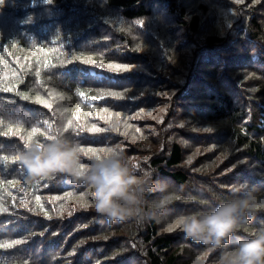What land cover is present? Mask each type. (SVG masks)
Wrapping results in <instances>:
<instances>
[{"label": "trees", "instance_id": "obj_1", "mask_svg": "<svg viewBox=\"0 0 264 264\" xmlns=\"http://www.w3.org/2000/svg\"><path fill=\"white\" fill-rule=\"evenodd\" d=\"M164 93L186 111L187 130L174 132L184 136L165 131L170 115L163 127L148 119ZM59 96L83 163L118 146L178 193L160 223L110 224L62 174L29 182L19 157L63 127ZM139 111L147 118L134 119ZM207 120L211 133H200ZM221 142L231 153L213 159L207 148ZM243 158L254 165L242 178L262 200L226 249L264 228V0H0V264H196L205 245L172 218L214 207L204 191L230 199Z\"/></svg>", "mask_w": 264, "mask_h": 264}, {"label": "clouds", "instance_id": "obj_2", "mask_svg": "<svg viewBox=\"0 0 264 264\" xmlns=\"http://www.w3.org/2000/svg\"><path fill=\"white\" fill-rule=\"evenodd\" d=\"M58 111L59 118L66 122L63 127L54 129L44 140L34 139L26 144V151L19 157L29 182L39 183L62 174L69 183L84 187L81 195L90 197L94 211L108 223H160L169 206L179 198L178 193L170 190L168 184L154 181L151 172L140 170L118 146L108 147L94 155L90 163H83L80 142L64 134L71 123L67 109ZM153 191L159 195L148 200L146 194ZM257 207L260 205L254 201V189L238 186L230 199L210 209L175 215L171 226L178 227L186 238L205 245L196 264L214 251L218 252L214 264H264V228L254 238L240 240L235 248H225Z\"/></svg>", "mask_w": 264, "mask_h": 264}, {"label": "rangeland", "instance_id": "obj_3", "mask_svg": "<svg viewBox=\"0 0 264 264\" xmlns=\"http://www.w3.org/2000/svg\"><path fill=\"white\" fill-rule=\"evenodd\" d=\"M192 3V2H191ZM210 15H211V17H212V19H214L215 17H217L213 12H210L209 13ZM165 26H168V25H165ZM168 28H170V27H168ZM214 29H217V27L216 28H214ZM186 53V55L188 54L187 52H185ZM190 84L192 85V86H197L196 85V82L194 81V80H191L190 81ZM164 87H169V86H167V85H165ZM171 87H169V89H170ZM169 89H166V90H169ZM168 96H167V94L166 93H164V94H162L161 96H160V102L158 101V104H152V106H151V108H150V111H152L153 110V116H151L150 114V116H151V118H148V119H153L156 123H157V125L159 126V127H163L164 126V122H165V120H166V118L170 115V120L169 121H167V123H166V126H165V131H167L168 132V134H170L171 133V136H173V137H181V136H184V135H186L185 133H183L182 132V134L180 135V136H178V135H174V132L175 131H177L178 129H180L181 127L182 128H185V122L184 121H181V120H179V117L180 116H183V115H185L184 113H186V111L183 113V115L181 114V115H177V112H175V109H177V108H175V105H176V101H178V100H175V97H171L170 96V98H167ZM58 101L61 103V104H59V107H58V110H63V109H67V115H68V117L70 118V120H72V116H73V111L72 112H70L69 111V109H70V106H69V102H67V100L65 99V97L64 96H59L58 97ZM160 103H161V105H160ZM62 108V109H61ZM181 112V111H180ZM182 113V112H181ZM138 115H144V119H146L147 117L145 116V114H144V111H139V112H137V114L134 116V119H138L137 118V116ZM57 116H59V111L57 112ZM85 117L86 116H84L83 114H82V116H81V120H84L85 119ZM102 117H103V119L104 118H113L114 116H113V113L110 111V110H105L104 112H103V114H102ZM207 119V118H206ZM60 121H61V123H63V124H65L66 122L65 121H62L61 119H60ZM73 121V120H72ZM195 122H196V120H195ZM202 123L203 122H198L196 125H202ZM184 125V126H183ZM212 129H213V127H212V124H211V122L209 121V120H207V126H203V127H201V129H200V133H202V132H204V133H211V131H212ZM185 130H187L186 128H185ZM129 133H131V131L130 130H127ZM127 131H124V132H122L123 134H125ZM215 140V139H214ZM183 141H185V143H187V144H191V141L190 140H187V139H183ZM111 143V142H110ZM207 150L209 151V152H211L212 153V151H214L215 150V153H214V156H213V159L214 158H216L217 156L220 158L221 156H224V155H228V154H230L231 153V146L230 145H227L225 142H221L220 144H218V145H215V144H213V145H210V146H208V148H207ZM253 163L252 162H250L247 158H243V159H241V160H239L236 164H235V166H234V168L232 169V171H231V173L234 171V169H236L237 167H240V170H238L237 172H235V174H238V175H240L241 177L240 178H236V180L235 181H233V186L234 187H238V186H244L245 188H251L252 189V187L248 184V182H246L245 180H243V178L242 177H244L246 174H247V172H246V170L248 169H253ZM197 170L198 171H207V172H209V171H211V169H210V167H207V166H203L202 168H197ZM249 174V173H248ZM192 186V185H191ZM192 187H194V186H192ZM194 189L196 190L197 188L196 187H194ZM189 191V190H188ZM190 192V191H189ZM193 193V190H192V188H191V194ZM203 194H205V195H214L213 197L215 198V200L217 201V203L218 202H222V200H221V198L220 197H222L219 193H214V192H203ZM254 194H256V195H261V192L260 191H254ZM218 195V196H217ZM257 197V196H256ZM255 196H254V199H260L259 197L258 198H256ZM260 200H262V199H260ZM202 203V205H204L205 206V210H207V209H210L211 207H209V206H206L205 205V202H201ZM141 246H142V243H141ZM212 264V263H211Z\"/></svg>", "mask_w": 264, "mask_h": 264}, {"label": "snow or ice", "instance_id": "obj_4", "mask_svg": "<svg viewBox=\"0 0 264 264\" xmlns=\"http://www.w3.org/2000/svg\"><path fill=\"white\" fill-rule=\"evenodd\" d=\"M49 2H50V0H49Z\"/></svg>", "mask_w": 264, "mask_h": 264}]
</instances>
